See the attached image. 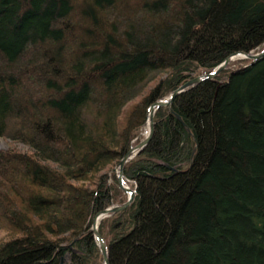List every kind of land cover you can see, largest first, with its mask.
Masks as SVG:
<instances>
[{
	"label": "trees",
	"instance_id": "16d2710c",
	"mask_svg": "<svg viewBox=\"0 0 264 264\" xmlns=\"http://www.w3.org/2000/svg\"><path fill=\"white\" fill-rule=\"evenodd\" d=\"M263 47L264 0H0V137L27 148L0 152V264H102L148 106ZM235 61L155 111L108 264H264V55Z\"/></svg>",
	"mask_w": 264,
	"mask_h": 264
},
{
	"label": "water",
	"instance_id": "95a60500",
	"mask_svg": "<svg viewBox=\"0 0 264 264\" xmlns=\"http://www.w3.org/2000/svg\"><path fill=\"white\" fill-rule=\"evenodd\" d=\"M264 55V47L261 50H258L257 52H244V51H236L230 55H228L221 63H219L216 67H214L211 71L203 74L196 75L192 78H189L186 80L183 84L178 86L176 89H174L172 92L168 94L163 99H158L152 102L148 108L146 113V119L143 123V127L146 128L147 134L144 136L143 139H141L137 144L131 146L124 155L120 158V160L116 164V176L119 187L128 194L127 199L118 204H113L109 207H106L103 210L98 211L92 220L91 224V231L93 232V237L97 243V246L100 250V253L102 255L103 262L102 264H108V252H107V245L104 240V238L101 236V234L98 231V220L101 218H105L110 214L116 213L119 210L124 209L127 207L130 202L132 201L134 190L128 187L126 182L124 181V174H123V168L126 162H128L130 159H132L137 153H139L145 145L149 142L154 129V114L155 111L159 107L163 106H170L173 99L182 91H184L187 88H190L198 83H200L203 80H208L214 78L219 72H221L223 69L226 68L227 64L232 60L234 57H242V58H248L250 59V63H254L256 60L261 58Z\"/></svg>",
	"mask_w": 264,
	"mask_h": 264
},
{
	"label": "rangeland",
	"instance_id": "374dc122",
	"mask_svg": "<svg viewBox=\"0 0 264 264\" xmlns=\"http://www.w3.org/2000/svg\"><path fill=\"white\" fill-rule=\"evenodd\" d=\"M261 49H259V50H261ZM252 52H257V51H252ZM236 59H238L239 61H235ZM245 60L248 61L249 59L248 58H242V57H236L234 60L230 61V62H233V61H235V62L234 63H231L228 67L230 69L236 68V67H238L240 65H243L244 62H245ZM146 134H147V130H146L145 127L142 126V128H141V130L139 132V135L137 137L138 140L136 139V141H135V139H134V142H133L132 146L135 145V144H137L141 139H143ZM11 149H16V150H19V151H23V150L24 151H27L26 146H24L23 144L18 143V142H14L10 138H8V137H0V152L1 151H8V150H11ZM111 169L114 170L115 173H116V171H117L116 170V164L115 165H112L111 166ZM124 181L126 182V184L128 185V187L131 186V184L126 181V179H124ZM124 193H125V195L127 197L128 194L126 192H124ZM99 222H98V224H99ZM4 233H5V231L3 229H0V238L4 236ZM64 259H67V256H64Z\"/></svg>",
	"mask_w": 264,
	"mask_h": 264
},
{
	"label": "bare ground",
	"instance_id": "6f19581e",
	"mask_svg": "<svg viewBox=\"0 0 264 264\" xmlns=\"http://www.w3.org/2000/svg\"><path fill=\"white\" fill-rule=\"evenodd\" d=\"M250 52H252V51H250ZM233 53H234V52H233ZM247 53H249V52H247ZM235 58H236V57L232 58V60H234ZM232 60H231V61H232ZM249 60H250V59H249ZM228 64H229V63H228ZM228 64H227V65H228ZM226 67H227V66H226ZM195 76H196V75H195ZM193 77H194V76H193ZM196 85H197V84H196ZM194 86H195V85H194ZM192 87H193V86H192ZM146 128H147V126H146ZM133 190H134V189H133ZM127 196H128V195H127ZM133 196H134V195H133ZM126 199H127V197H126ZM132 199H133V198H132ZM108 216H109V215H108ZM102 219H103V218H102ZM100 220H101V218L98 220V222H99ZM96 244H97V243H96Z\"/></svg>",
	"mask_w": 264,
	"mask_h": 264
}]
</instances>
